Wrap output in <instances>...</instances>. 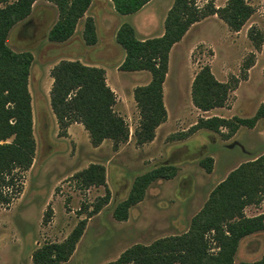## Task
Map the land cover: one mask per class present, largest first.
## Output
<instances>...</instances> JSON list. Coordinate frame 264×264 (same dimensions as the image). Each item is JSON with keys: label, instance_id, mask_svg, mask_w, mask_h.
<instances>
[{"label": "rangeland", "instance_id": "374dc122", "mask_svg": "<svg viewBox=\"0 0 264 264\" xmlns=\"http://www.w3.org/2000/svg\"><path fill=\"white\" fill-rule=\"evenodd\" d=\"M13 1L2 0L1 5ZM108 2L102 0L105 16ZM195 2L199 7L211 3L217 8L227 0ZM172 3L173 0H154L140 13L122 16L123 22L133 27L138 38L159 36ZM247 3L254 12L239 31L229 29L217 15H210L193 25L181 43L173 47L163 86L166 120L158 126L152 141L137 145L135 130L140 114L132 98L133 89L145 84L149 74L119 70L124 54L114 44V26H99L101 43L95 48L82 47L78 32L63 43L49 41L47 33L57 18V9L47 0L34 2L31 14L15 24L7 37V45L13 51H27L33 56L28 85L36 146L31 167L21 174V191L8 205L0 203V264H32L31 254L36 248L45 242L63 241L83 219L86 224L75 253L61 264H104L134 244L146 245L158 238L183 234L211 190L241 163L264 153V118L253 128L240 127L235 137L227 140L222 137L228 131L226 128H221L220 133L200 130L193 141L192 134L187 136L189 145L184 151L179 150L181 146H169L184 141L178 139L200 117H251L264 105V0H247ZM95 8L96 4L88 14H93ZM251 27L263 36L259 49L247 36ZM78 59L108 67L106 79L117 96L116 113L124 117L130 131L127 142L116 150L109 139L93 147L87 131L75 123L66 129L65 136L58 134L49 103L50 70L61 60ZM246 62L251 66L244 72L242 66ZM205 65L220 81H228L231 76L238 79L225 105L209 112L198 110L191 101L192 81ZM173 150L175 161L180 160L175 165L172 158L166 157ZM205 156L213 158L211 173L200 167L199 161ZM91 163L104 166L110 192L109 202L97 213L92 210L105 194V187L84 188L73 178ZM166 165L176 167L174 177L153 181L143 200L130 208L128 219L115 221L112 211L126 198L134 179ZM263 212L264 189L261 200L244 209L249 217ZM213 236V232L205 235L209 253L217 252ZM263 253L264 230L240 240L233 264L257 262Z\"/></svg>", "mask_w": 264, "mask_h": 264}, {"label": "trees", "instance_id": "16d2710c", "mask_svg": "<svg viewBox=\"0 0 264 264\" xmlns=\"http://www.w3.org/2000/svg\"><path fill=\"white\" fill-rule=\"evenodd\" d=\"M37 0H14L2 6L0 0V203L9 204L11 198L22 188L21 174L31 165L35 153L33 114L28 77L33 56L30 52H15L7 45L12 27L31 14ZM57 9V19L47 33L51 42H64L74 33L78 20L88 9L91 0H47ZM150 0H111L114 11L129 15L139 11ZM254 9L247 0H227L222 7L211 3L199 7L195 0H174L164 19L161 36L139 40L134 29L123 23L117 29L115 39L125 52L119 66L123 71H147L150 81L134 88L133 97L139 109L140 121L135 130L136 144L150 142L155 129L166 120L162 85L168 71L171 47L180 41L191 25L204 17L217 15L233 31L245 24ZM247 36L259 49L263 36L251 27ZM83 38L86 44L96 43L95 27L91 17L84 22ZM251 66L246 62L242 71ZM52 85L49 103L58 125V134L66 135L72 123H80L88 133L93 147L102 141H112L118 149L129 138L125 120L113 109L116 97L105 82L104 69L84 65L78 60H61L50 70ZM238 84L231 76L220 81L208 65L202 66L191 84V101L201 110L223 107L229 93ZM264 117V105L251 117L225 119L218 116L203 118L182 134L187 137L198 129L232 137L239 127L253 128ZM9 139H11L9 141ZM212 158L201 159L199 164L206 172L212 170ZM176 174L173 165L159 166L137 176L125 199L118 202L112 216L116 221L128 218L130 207L143 200L148 186L157 179H170ZM73 178L84 187L104 186L105 194L98 199L92 212L97 213L109 202L110 192L106 186L105 168L91 163L78 171ZM264 189V153L241 163L209 193L199 212L191 219L188 231L180 235L158 238L150 244H134L120 255L104 264H233L234 256L242 238L264 230V212L246 216L244 209L261 200ZM86 221L79 220L68 236L61 242H45L31 254L32 264H61L69 260L80 240ZM214 233L217 252L207 251L205 235ZM264 264V253L254 263Z\"/></svg>", "mask_w": 264, "mask_h": 264}, {"label": "crops", "instance_id": "0c3cea01", "mask_svg": "<svg viewBox=\"0 0 264 264\" xmlns=\"http://www.w3.org/2000/svg\"><path fill=\"white\" fill-rule=\"evenodd\" d=\"M103 1H106V0H103ZM107 1H110V2H108V4L107 5H109L108 7H109V10H108V15H104L103 13H102V9H103V7H102V0H91V3H90V5H89V7H88V9L86 10V12L84 13V15L78 20V22H77V24H76V27H75V30H74V33H73V35L69 38V39H71L72 37H74V34L75 33H77L78 32V39L80 40L79 41V44L83 47V46H86V47H99L100 46V37H101V35H100V30H99V26L102 24V26H108V25H110V27H113L114 26V32H113V35H112V38H113V40H114V44L115 45H117L121 50H122V52H123V56H125V52H124V50L122 49V47L116 42V39H115V35H116V32H117V29L119 28V26L121 25V24H123V23H126V22H123V19H124V17H122V16H126V15H120V14H118V13H116L115 11H114V8H113V5H112V2H111V0H107ZM154 0H150L146 5H144L139 11H137L138 13H140L141 11H143L145 8H147V7H149V5L153 2ZM174 1V0H173ZM100 3V4H99ZM96 4V8L94 9V13L93 14H88V12L89 11H91V7L93 6V5H95ZM98 4V5H97ZM172 5V4H171ZM56 7V6H55ZM171 7V6H170ZM170 9V8H169ZM168 9V10H169ZM137 12H135V13H137ZM167 14V13H166ZM130 15V14H129ZM57 16H58V14H57ZM88 17H91L92 18V20H93V23H94V27H95V34H96V43H94L93 45H88V44H86L85 43V41H84V38H83V29H84V22H85V20L88 18ZM107 17V18H106ZM166 17V16H165ZM57 19V18H56ZM81 20H83V22H81ZM56 21V20H55ZM196 23H198V22H196ZM196 23H194L193 25H195ZM193 25H191L190 26V28L193 26ZM163 28H164V22H163ZM189 28V29H190ZM189 29H188V31H189ZM163 31H164V29H163ZM187 33V32H186ZM186 33H185V35H186ZM162 35V33L159 35V36H161ZM184 35V36H185ZM136 36V35H135ZM184 36L182 37V39L180 40V41H178L177 43H175L172 47H171V49H170V51H169V58H168V69H169V62H170V56H171V51H172V49H173V47L175 46V45H177V44H179V43H181V41L183 40V38H184ZM156 37H158V36H156ZM137 39H139V40H144V39H148V38H138V37H136ZM152 38V37H151ZM68 39V40H69ZM67 41V40H66ZM66 41H64V42H66ZM54 43H58V42H54ZM59 43H63V42H59ZM85 48V47H84ZM124 59V58H123ZM78 61H80L81 63H83L84 65H88V66H95V67H99V68H102V69H104V72H105V82H106V84H107V79H106V76H107V74H108V67H107V65L105 66V65H99V64H94V63H92V64H90V63H88L90 60H88V59H78ZM85 61H88L87 63L85 62ZM122 63V62H121ZM120 66V65H119ZM120 70V69H119ZM115 71V70H114ZM120 71H123V70H120ZM123 72H125V73H128V74H130V73H136V74H139V75H145V73L146 74H149V79H147V82L145 83V84H140V85H137V86H141V85H146L149 81H150V73L149 72H147V71H144V70H141V71H123ZM122 72V73H123ZM141 72H144V74H141ZM115 73L116 74H119V73H117L116 71H115ZM166 76H167V73H166ZM166 76H165V78H166ZM138 80H140V79H138ZM136 82H138V81H136ZM164 82H165V79H164ZM164 82H163V85H162V89H163V86H164ZM132 84H135V83H132ZM131 84V85H132ZM52 85V84H51ZM108 85V84H107ZM137 86H135V87H137ZM51 88V87H50ZM28 89H29V85H28ZM110 89L114 92V94H115V91H114V89H112L111 87H110ZM30 91V90H29ZM50 91V90H49ZM133 91H134V89H133ZM163 93V92H162ZM115 97H116V102H115V105H116V103H117V96H116V94H115ZM131 97H132V94H131ZM133 99H134V97H132ZM135 101V100H134ZM115 105H114V107H113V109L115 110ZM164 107H165V105H164ZM33 109V108H32ZM51 109V108H50ZM213 109H215V108H213ZM199 110V109H198ZM210 110H212V109H210ZM210 110H208V111H202V112H209ZM52 111V110H51ZM116 111V110H115ZM201 111V110H200ZM119 114V113H118ZM54 115V114H53ZM120 115V114H119ZM123 119H124V117L122 116V115H120ZM264 118V117H263ZM262 118H260V119H258L257 120V122H256V124L261 120ZM125 120V119H124ZM126 122V121H125ZM75 124H78V125H82V124H80V123H77V122H75ZM162 124V123H161ZM255 124V125H256ZM73 125V123L72 124H70L69 126L71 127ZM83 126V125H82ZM69 127V128H70ZM242 127V126H241ZM255 127V126H254ZM158 128V127H157ZM156 128V129H157ZM240 128V127H239ZM238 128V129H239ZM248 128V127H247ZM156 129H155V131H156ZM200 130H206V133H207V131H209V130H207V129H198L197 131H195V132H193V133H191L192 134V138H191V140L192 139H195V137L194 136H196V134L197 133H199L198 131H200ZM238 131V130H237ZM237 131H236V133H237ZM235 133V134H236ZM234 134V135H235ZM129 135H130V131H129ZM232 136V138L233 137H235V136ZM231 138V137H230ZM230 138H228V139H230ZM180 139H182V140H184V141H182V142H179V143H176V144H174V145H169L170 147H172V146H181L180 148H179V150H181V151H184L185 150V148H187V146L189 145V143L187 142V140H185V139H187V137H185V138H182V137H180L178 140H180ZM225 140H227V139H225ZM193 141V140H192ZM127 142V141H126ZM187 143V144H186ZM227 143V142H226ZM225 143V144H226ZM205 144V143H204ZM229 144V143H228ZM186 145V146H185ZM98 147V146H97ZM202 147H204V146H202ZM202 149V148H201ZM174 151L175 150H173L172 152H171V154H166V157L167 158H172V164H176V163H178V162H180V160H177V161H175L176 160V158H174V156H173V154H174ZM177 151V150H176ZM178 152V151H177ZM176 152V153H177ZM227 152H231V151H229V150H227ZM198 156V155H197ZM196 156V157H197ZM206 157H210V158H212L211 156H205L204 158H206ZM225 157H230V156H225ZM204 158H202V159H204ZM194 159V158H193ZM201 160V159H200ZM212 160H213V158H212ZM200 162V161H199ZM201 167V166H200ZM202 168V167H201ZM204 169V168H203ZM213 169V168H212ZM206 172V171H205ZM211 172H212V170H211ZM211 172H207V173H211ZM106 176V175H105ZM122 201V200H121ZM120 202V201H119ZM141 202V201H140ZM139 202V203H140ZM139 203H137V204H135V205H138ZM135 205H133V206H135ZM132 206V207H133ZM132 207H130V208H132ZM129 211H130V209H129ZM129 211H128V216H129ZM113 217V216H112ZM128 219V218H127ZM115 220V219H114ZM116 221V220H115ZM126 221V220H125ZM118 222H124V221H118ZM79 242V241H78ZM78 244V243H77ZM77 244H76V247H77ZM76 247H75V250H76ZM75 250H74V252L72 253V255L70 256V258H69V260L73 257V255H74V253H75ZM68 260V261H69ZM68 261H66V262H68ZM65 263V262H64Z\"/></svg>", "mask_w": 264, "mask_h": 264}]
</instances>
